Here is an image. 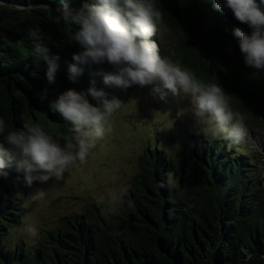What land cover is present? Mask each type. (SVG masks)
<instances>
[{"label": "trees", "instance_id": "1", "mask_svg": "<svg viewBox=\"0 0 264 264\" xmlns=\"http://www.w3.org/2000/svg\"><path fill=\"white\" fill-rule=\"evenodd\" d=\"M83 2L0 0V118L6 123L5 135L39 125L64 140L70 125L50 110V100L69 89L86 95L93 81L109 96L111 87L99 74L113 71L110 65L84 66L82 75L69 79L71 56L81 48L70 42L69 30L55 23L54 16L63 3L76 9ZM154 7L176 39L188 36L177 46L189 70L204 83H218L230 95L232 107L258 130L264 119V71L245 66L231 36L237 27L249 32L247 25L230 11H215L212 0H155ZM178 26L187 28L179 33ZM162 29L150 39L165 56ZM36 37L52 57H59L55 83L47 82L48 66L34 52ZM45 89L47 99L41 101ZM158 134L141 157L121 211L74 214L27 247L7 242L10 231L21 224L28 192L23 174L8 169L7 178L0 179V264H244L241 249L252 254L248 264H264V145L259 151L182 132L174 152L167 154L163 142L170 141L168 133ZM161 182L165 187H159Z\"/></svg>", "mask_w": 264, "mask_h": 264}, {"label": "clouds", "instance_id": "2", "mask_svg": "<svg viewBox=\"0 0 264 264\" xmlns=\"http://www.w3.org/2000/svg\"><path fill=\"white\" fill-rule=\"evenodd\" d=\"M154 3L155 0H84L76 9L67 3L57 8L54 22L65 26L70 42L81 48L71 56L69 79L82 75L84 66L110 65L113 71L99 74L105 86L150 88L151 94L162 101L169 93L187 98L189 107L184 111L191 114L196 135L236 146L251 144L259 150L250 136L246 116L232 107L230 95L218 83H204L180 63L161 56L158 43L150 37L161 27L170 30ZM212 7L220 13L230 11L235 20L247 25L249 32L237 27L231 30V36L245 66L264 71V0H212ZM36 40L34 52L48 66L45 78L49 84L55 83V61L59 57H52L39 37ZM39 99H47L46 89ZM48 104L68 122L71 136L60 143L39 125H25L24 131H7L5 135L6 123L0 118V136H4L0 142V179H6L7 170L14 168L23 174L28 187L62 180L70 168L87 159L96 142L105 136L109 118L122 105L116 98L108 99L94 81L86 95L69 89ZM168 179L171 181V175ZM159 187H165V183ZM37 196L43 199L45 192L40 190ZM21 232L33 239L40 234L34 223L25 224ZM241 251L244 264H248L252 254L247 249Z\"/></svg>", "mask_w": 264, "mask_h": 264}, {"label": "rangeland", "instance_id": "3", "mask_svg": "<svg viewBox=\"0 0 264 264\" xmlns=\"http://www.w3.org/2000/svg\"><path fill=\"white\" fill-rule=\"evenodd\" d=\"M165 25L170 31L163 28L161 32L162 44L166 50L164 57L189 70V64L177 46L188 36L184 35L178 40L174 30L168 24ZM184 25L189 26L188 23ZM179 28V33H182L187 27ZM212 67L215 68V65L212 64ZM110 87L107 98H116L122 105L109 118L105 136L96 142L87 159L70 168L62 180L53 179L47 184H33L28 187L23 203L26 211L21 218V224L9 233L7 242L10 246L22 242L27 247L43 234L59 229L64 218L74 214H88L95 210L109 215L121 211L124 207V196L139 174L141 157L154 144L153 135L156 133L159 136L161 131L168 133L166 140L170 141L163 142V148L170 154L178 146L182 132L195 134L191 114L184 111L189 107L187 98L169 93L162 101L151 94L150 88ZM246 123L252 140L258 145L259 151H263L260 146L264 145V119L258 123V130L250 128L253 124L251 120L246 119ZM69 136L71 134L66 137ZM57 141L64 142L63 139ZM245 146L254 148L251 144ZM247 152L248 149L241 150V153ZM261 160L260 168L264 179V154ZM40 190L45 192L43 199L37 196ZM31 223L39 228L40 234L35 239L21 232L25 224Z\"/></svg>", "mask_w": 264, "mask_h": 264}]
</instances>
